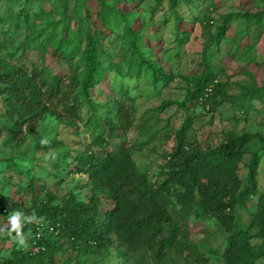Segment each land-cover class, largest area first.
Instances as JSON below:
<instances>
[{"label": "rangeland", "instance_id": "374dc122", "mask_svg": "<svg viewBox=\"0 0 264 264\" xmlns=\"http://www.w3.org/2000/svg\"><path fill=\"white\" fill-rule=\"evenodd\" d=\"M99 3V0H0L1 67L43 70L44 74L58 73L65 78L69 73L80 76L76 54L70 63H65L63 53L71 48L81 51L85 33L100 31L97 59L103 70L101 82L91 90V98L98 105L93 111L81 104L80 120L72 125L45 117L32 135L22 126L25 140L20 144L8 139L5 130L15 119L5 114L0 96V227L7 225L14 210L24 212L33 199L45 200L48 193L55 197L54 204L64 202L69 195L76 201L86 202L89 190L84 187L85 177L75 172L74 159L86 149L95 150L96 138L106 150L125 146L137 169L150 182L157 183L162 178L164 157L173 145V133L187 118L191 120L187 139L200 148L215 147L227 135L258 133L264 137V95L250 100L248 111H238L229 103H221L216 108L210 102L180 107L190 82L203 74V68L214 76L212 89H222L231 96L238 95L239 87L249 85L251 79L244 73L253 76L257 85L264 81V20L246 25L233 19L218 41L212 38L224 16L264 11V0H177L174 7L169 0H119L111 11L105 8L109 22L104 26L96 17L101 11ZM207 17L212 24L205 23ZM64 26H68L65 33L69 41L59 42V47L56 40L61 38ZM121 38L155 42L152 49L155 54L149 57L152 66L170 76V82L153 83L150 72L136 74L129 67L130 54L122 50L123 43L118 40ZM175 39L187 41L181 45L178 42L181 40ZM175 45L178 48L170 52ZM162 50L168 53H158ZM167 55L173 58L167 60ZM118 91L124 95H118ZM113 99L131 107V125L126 132L111 130L115 124ZM45 139L48 143L42 144ZM55 144L57 147L50 148ZM259 148L260 144L253 141L244 150L250 154ZM246 159L247 155L238 165L241 181L246 175ZM256 186L257 193H264V151H259ZM255 199L253 196L244 207L235 208L241 228H245L255 211ZM109 207L100 198L98 210ZM224 238L225 234L212 218L191 216L186 248L164 250L158 264H202L201 260H205L204 264H222ZM110 239L111 246L106 252L93 255L77 253L69 241H56L53 251L44 255L42 261L48 264H156L142 249L120 259L114 249L116 241L113 237ZM258 243L256 239L251 240V244ZM17 244L12 237L0 234V257H10ZM254 264H264V259Z\"/></svg>", "mask_w": 264, "mask_h": 264}, {"label": "trees", "instance_id": "16d2710c", "mask_svg": "<svg viewBox=\"0 0 264 264\" xmlns=\"http://www.w3.org/2000/svg\"><path fill=\"white\" fill-rule=\"evenodd\" d=\"M117 1L99 0L101 11L96 13L99 24L104 26L109 22L104 13L115 8ZM169 1L173 7L177 4V0ZM233 19L241 24H257L264 20V11L224 16L217 34L212 37L214 41H218ZM205 23L212 24V20L207 17ZM67 28L64 26L57 43L69 41V35L65 33ZM178 34L182 33L178 31ZM101 35L100 31H87L81 51L71 48L63 53L65 55L62 60L65 63H70L76 54V63L81 67L80 76L69 73L65 78V75L58 73L44 74L43 70L27 71L23 67L0 66V96L5 114L15 119L11 127L5 130L9 140L16 144L22 143L25 140L22 126L32 135L38 122L45 117L72 125L80 120L81 104H85L91 111L98 106L91 98V90L101 82L103 75L97 59V43ZM118 40L123 43L122 50L130 54L128 64L136 74L150 72L153 83L161 80L166 85L170 82V76L152 66L149 57L155 54L152 52L155 42L148 39ZM175 41L182 45L187 40ZM176 47L171 48L170 52ZM160 52L168 53L163 50ZM134 57L140 60L136 61ZM172 58L167 55V60ZM243 75L251 79L249 85L239 87L238 95L231 96L222 89L213 90L210 84L214 76L203 68V74L196 81H191L186 89L181 109H185L187 104L197 106V98L204 88L210 87L211 95L205 103L210 102L212 108L221 103H229L238 111H248L250 100L263 97L264 81L257 85L249 73ZM117 93L124 95L123 91ZM111 105L115 118L111 130L117 128L126 132L131 125V107L115 99ZM190 125L191 120L187 118L173 133V145L164 157L160 171L162 178L157 183L150 182L137 169L125 146L106 150L101 147L102 141L96 138L93 141L97 146L95 150L86 149L74 159L75 172L85 177L84 187L88 188L90 194L88 200L76 201L69 195L64 202L54 204L56 199L50 193L45 200L33 199L23 213L28 215L34 212L37 220L43 218L39 220L41 240L37 243L43 250L35 253L30 251L35 223H26L22 219V232L27 246L24 249L17 244L10 257H0V264H48L42 261L43 256L53 251L56 241L63 240L69 241L77 253H102L111 246V237L116 241L114 249L120 259H124L125 254H133L142 249L158 264L164 250L186 248L184 244L191 216L212 218L222 229L225 234V244L220 255L222 264H254L264 259V193H257L256 186L259 151H264V137L258 133L227 135L215 147L207 145L200 148L187 139L186 132ZM253 141L259 143L260 148L247 154L244 148ZM54 147L57 145H51L50 148ZM245 155L246 175L244 181H241L237 171ZM253 196H256L255 211L245 228H241L235 208L244 207ZM100 198L106 200L110 207L99 211ZM49 227L52 230L50 232ZM253 239L259 243L251 244ZM201 263L204 264L205 260H201Z\"/></svg>", "mask_w": 264, "mask_h": 264}, {"label": "clouds", "instance_id": "9594fccd", "mask_svg": "<svg viewBox=\"0 0 264 264\" xmlns=\"http://www.w3.org/2000/svg\"><path fill=\"white\" fill-rule=\"evenodd\" d=\"M42 144H47L48 141L42 140ZM25 219L26 223H36L39 224V220H42L43 218L40 217L39 220H37V216L35 213H31L28 215H25V213L14 210L8 217V223L4 227H0V234H7L9 237H12L20 246H27L25 236L22 232V224L21 220ZM15 233V236L13 237L12 234Z\"/></svg>", "mask_w": 264, "mask_h": 264}, {"label": "built area", "instance_id": "2783aa9c", "mask_svg": "<svg viewBox=\"0 0 264 264\" xmlns=\"http://www.w3.org/2000/svg\"><path fill=\"white\" fill-rule=\"evenodd\" d=\"M211 95V88L210 87H206L204 88V90L202 91V94L197 98V103L198 105H207L205 102L207 100V98ZM40 229H41V223L39 224H34V239L31 243L30 251L35 253L38 250H43V247L41 245H38L37 243L41 240V233H40ZM48 231H52L51 228H48Z\"/></svg>", "mask_w": 264, "mask_h": 264}]
</instances>
